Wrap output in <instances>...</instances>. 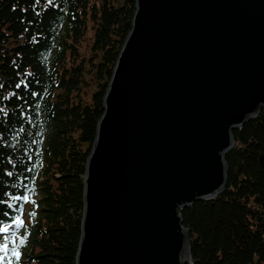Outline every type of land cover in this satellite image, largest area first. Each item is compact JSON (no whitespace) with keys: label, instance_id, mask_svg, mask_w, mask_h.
I'll return each instance as SVG.
<instances>
[{"label":"water","instance_id":"95a60500","mask_svg":"<svg viewBox=\"0 0 264 264\" xmlns=\"http://www.w3.org/2000/svg\"><path fill=\"white\" fill-rule=\"evenodd\" d=\"M264 109V0H135L83 175L75 264H193L180 209Z\"/></svg>","mask_w":264,"mask_h":264},{"label":"trees","instance_id":"16d2710c","mask_svg":"<svg viewBox=\"0 0 264 264\" xmlns=\"http://www.w3.org/2000/svg\"><path fill=\"white\" fill-rule=\"evenodd\" d=\"M134 9L135 0H0V227L33 205L16 242L0 237V264H75L85 162ZM233 136L224 191L180 209L193 264H264V109Z\"/></svg>","mask_w":264,"mask_h":264},{"label":"rangeland","instance_id":"374dc122","mask_svg":"<svg viewBox=\"0 0 264 264\" xmlns=\"http://www.w3.org/2000/svg\"><path fill=\"white\" fill-rule=\"evenodd\" d=\"M92 29H88L87 33L85 34L83 40L79 45L80 54L85 56L86 59L91 55L90 51V42L92 40ZM90 81L91 79H87ZM91 84L85 88V94L82 95V99L89 101L92 91L95 89V82L91 80ZM32 203L27 202L25 207L22 210V216L19 218L15 223L12 224H4L0 227V237L2 240H10L11 242H16L19 234L22 235V232L25 230L26 226L30 221L29 212L32 208ZM7 229V231H5ZM6 246V247H5ZM8 251L7 244L1 243L0 244V258L2 255L6 254Z\"/></svg>","mask_w":264,"mask_h":264},{"label":"snow or ice","instance_id":"6c2138e0","mask_svg":"<svg viewBox=\"0 0 264 264\" xmlns=\"http://www.w3.org/2000/svg\"><path fill=\"white\" fill-rule=\"evenodd\" d=\"M20 85L18 84L17 87H19ZM24 199H27V197L25 196ZM5 231H7V229H5ZM24 239L22 238L20 243H23ZM6 247V246H5ZM13 255L16 256L17 258H19V253L16 252L15 250H13Z\"/></svg>","mask_w":264,"mask_h":264}]
</instances>
